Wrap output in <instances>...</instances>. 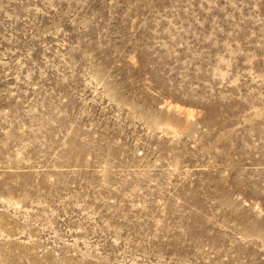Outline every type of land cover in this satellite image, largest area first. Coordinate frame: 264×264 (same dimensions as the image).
Listing matches in <instances>:
<instances>
[{"label":"clouds","instance_id":"1","mask_svg":"<svg viewBox=\"0 0 264 264\" xmlns=\"http://www.w3.org/2000/svg\"><path fill=\"white\" fill-rule=\"evenodd\" d=\"M0 264H264V0H0Z\"/></svg>","mask_w":264,"mask_h":264}]
</instances>
